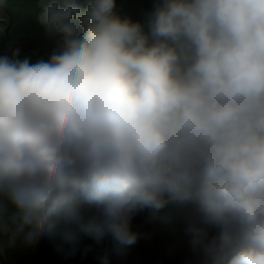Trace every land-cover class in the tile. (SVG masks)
Instances as JSON below:
<instances>
[{"label": "clouds", "instance_id": "clouds-1", "mask_svg": "<svg viewBox=\"0 0 264 264\" xmlns=\"http://www.w3.org/2000/svg\"><path fill=\"white\" fill-rule=\"evenodd\" d=\"M39 2L56 47L0 55V229L74 252L162 213L186 264H264V0Z\"/></svg>", "mask_w": 264, "mask_h": 264}, {"label": "trees", "instance_id": "trees-1", "mask_svg": "<svg viewBox=\"0 0 264 264\" xmlns=\"http://www.w3.org/2000/svg\"><path fill=\"white\" fill-rule=\"evenodd\" d=\"M9 12L0 8L10 22L13 17ZM160 216L150 222L145 212L133 219V230L142 234L134 245L118 246L110 237L99 243L85 237L73 252L68 245L44 238L20 264H186L188 237L182 225L165 220L162 213Z\"/></svg>", "mask_w": 264, "mask_h": 264}, {"label": "rangeland", "instance_id": "rangeland-1", "mask_svg": "<svg viewBox=\"0 0 264 264\" xmlns=\"http://www.w3.org/2000/svg\"><path fill=\"white\" fill-rule=\"evenodd\" d=\"M117 6L122 15L143 22L153 7V0H117ZM0 7L9 10L13 17L7 34L9 19L0 13V55L10 56L13 50L19 48L21 58L28 55L36 60L46 58L56 47L58 37L48 36L38 21L42 13L39 0H5ZM12 231L0 229V264H20L25 256L35 251L36 246L24 243L22 233L13 239Z\"/></svg>", "mask_w": 264, "mask_h": 264}, {"label": "water", "instance_id": "water-1", "mask_svg": "<svg viewBox=\"0 0 264 264\" xmlns=\"http://www.w3.org/2000/svg\"><path fill=\"white\" fill-rule=\"evenodd\" d=\"M0 8H2V7H0ZM3 9V8H2ZM11 24H12V20L10 21V24H9V27H8V29H7V34H8V32H9V29H10V27H11ZM29 46V48H34V46L32 45H28Z\"/></svg>", "mask_w": 264, "mask_h": 264}]
</instances>
